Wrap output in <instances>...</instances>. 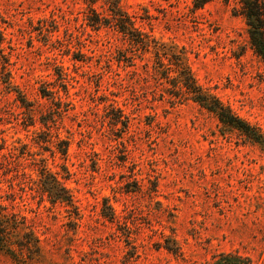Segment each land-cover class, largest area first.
Masks as SVG:
<instances>
[{"label": "rangeland", "instance_id": "374dc122", "mask_svg": "<svg viewBox=\"0 0 264 264\" xmlns=\"http://www.w3.org/2000/svg\"><path fill=\"white\" fill-rule=\"evenodd\" d=\"M120 4L146 49L88 18L106 0H0V202L40 242L0 264H264V61L237 0ZM172 53L263 143L176 98Z\"/></svg>", "mask_w": 264, "mask_h": 264}, {"label": "trees", "instance_id": "16d2710c", "mask_svg": "<svg viewBox=\"0 0 264 264\" xmlns=\"http://www.w3.org/2000/svg\"><path fill=\"white\" fill-rule=\"evenodd\" d=\"M93 3L95 0H88ZM109 4L107 16L92 9L93 17H88L95 26L101 23L113 26L121 31L123 35H129L130 39L141 45L144 49L148 46V35L135 27L132 17L122 8L120 0H106ZM208 0H193L194 7H202ZM239 4L238 13L244 18L248 33L249 43L253 51L264 61V0H237ZM1 41V37H0ZM158 54V53H157ZM166 54V53H165ZM167 57V55H164ZM160 57V55H158ZM160 59V58H159ZM168 66L162 71L168 77V72L173 70L172 93L180 99H190L197 102L202 107L215 113L218 119L242 131L253 141L263 143V135L253 126L243 121L235 115L231 109L223 104L214 94L205 91L199 85L186 64L182 55L172 53L168 58ZM163 66V63L160 62ZM162 73V74H163ZM43 95H48L52 91L41 89ZM50 92V93H49ZM66 144V141H64ZM62 153L66 147H63ZM39 176L40 190L46 193L52 203H62L65 206H73V197L70 190L65 186L57 174L51 172L45 163H41L37 168ZM0 252L13 257L32 260L40 253L39 238L29 224L26 216L8 209V206L0 202ZM235 261L236 259H228ZM59 264H74L63 262Z\"/></svg>", "mask_w": 264, "mask_h": 264}]
</instances>
